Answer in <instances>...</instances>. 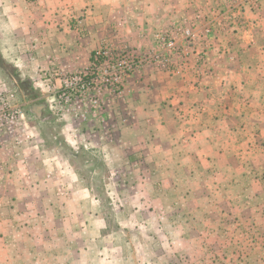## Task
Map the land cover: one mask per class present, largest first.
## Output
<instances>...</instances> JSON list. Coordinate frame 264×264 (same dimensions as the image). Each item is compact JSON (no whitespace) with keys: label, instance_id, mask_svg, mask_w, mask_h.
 Listing matches in <instances>:
<instances>
[{"label":"rangeland","instance_id":"obj_1","mask_svg":"<svg viewBox=\"0 0 264 264\" xmlns=\"http://www.w3.org/2000/svg\"><path fill=\"white\" fill-rule=\"evenodd\" d=\"M77 4L65 5L68 14L58 21L29 16L15 3L0 6V83L21 107L18 129L28 146L21 150L31 163L28 178L12 177L0 193V209L17 201L19 211L4 215L14 225L0 226V264H264V131H243L253 145L244 142L238 152L237 146L224 178L203 156L188 177L186 170L174 173L169 165L149 162L142 150L103 148L93 122L78 125L72 113H54L47 96L57 84L30 79L22 70L31 62L22 57L26 49L18 59L11 46L12 31H82L86 38L100 31L107 34L92 37L96 47L112 40L150 51L156 31L187 28L196 37L194 51L184 46L171 73L145 68L149 77L171 81L190 55L201 61L205 45L224 47L226 59L237 57L248 67L240 89L246 97L254 87L264 92V0ZM138 31L144 32L138 37ZM41 65L39 73L56 68ZM157 88L149 83L146 92Z\"/></svg>","mask_w":264,"mask_h":264},{"label":"crops","instance_id":"obj_2","mask_svg":"<svg viewBox=\"0 0 264 264\" xmlns=\"http://www.w3.org/2000/svg\"><path fill=\"white\" fill-rule=\"evenodd\" d=\"M162 1L166 3L169 0ZM6 3L21 5L34 18L44 19V16L47 20L58 21L63 14H68L65 5L77 6L79 0H0L1 7ZM52 4H58V10L56 7L52 9ZM139 32L144 31H138V37ZM91 33L86 38L82 31H12V56L17 55L19 59L26 49L28 56L22 57L25 60L29 58L31 62L24 63L22 70L30 79L41 81L43 74L37 67L41 64L55 66L62 72L87 64L97 43L92 37L107 34L100 31ZM144 35L146 33L141 36ZM144 42L141 38L139 45H145ZM132 43L135 44V39ZM212 48L205 45L201 49L202 61L197 60L196 54L190 55L177 74L170 78L171 81L161 74L149 77V70L134 74L120 105L125 124H120L118 119L113 122L115 128L112 129L111 116L104 125H94L91 130L95 136L102 137L105 142L102 143L103 148L121 147L128 152L142 150L149 155V162L169 165L174 173L179 169L186 170V177L204 157L209 168L223 171L218 172L224 178L229 164H233L234 157L238 156L235 155L237 146L238 152L245 146L244 142L253 145L243 131H264V102L258 103L264 101V92L258 93L254 87L245 97L240 89L245 85L242 83L243 70L248 67L243 66L237 57L226 59L224 47ZM43 54H48L47 61L45 58L41 60ZM149 83L161 88L148 93L146 85ZM2 90L5 89L0 83ZM113 113L116 115V110ZM18 124L10 131H0V193L7 192L6 182L10 183L12 177H29L27 170L31 163L27 152L21 150L28 146ZM7 139L12 140L10 144L5 142ZM171 175L169 178H174ZM226 179L231 181L233 176ZM16 203L12 202L8 209H0V226L14 225V221L4 215L9 214L7 211L11 214L19 212Z\"/></svg>","mask_w":264,"mask_h":264},{"label":"built area","instance_id":"obj_3","mask_svg":"<svg viewBox=\"0 0 264 264\" xmlns=\"http://www.w3.org/2000/svg\"><path fill=\"white\" fill-rule=\"evenodd\" d=\"M153 39L156 45L150 51L104 41L91 52L89 65L82 71L62 72L57 68L43 71L42 78H49L57 84L55 91L47 96L50 109L60 115L72 113L78 125L84 122L104 125L111 116L112 129L115 120L120 119V124H125L120 105L131 77L148 67L160 73H171L174 60L183 53V47L187 46L190 52L195 49L196 37L187 28L156 31ZM188 54L186 51V56ZM20 117L21 107L14 94L0 91V131H10Z\"/></svg>","mask_w":264,"mask_h":264}]
</instances>
